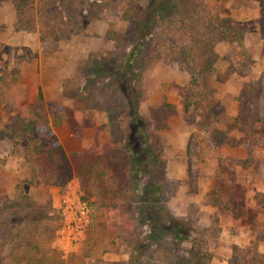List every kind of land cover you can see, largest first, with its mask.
<instances>
[{
  "label": "rangeland",
  "instance_id": "1",
  "mask_svg": "<svg viewBox=\"0 0 264 264\" xmlns=\"http://www.w3.org/2000/svg\"><path fill=\"white\" fill-rule=\"evenodd\" d=\"M154 1L0 0V130L18 126L13 137L0 139V264H12L16 245L31 241L42 251L58 252V195L71 181L91 224L80 246L65 259L60 256L63 264H127L130 257L143 260L148 252L156 264H175V258L161 254L163 249L175 252L173 243L166 246L165 233L150 229L166 213L203 234L199 256L213 255L219 251L217 231L192 197L201 167L213 160L218 193L212 201L232 198L237 213L244 186L255 203L244 218L253 241L232 246L226 264H244L252 253L264 264L256 246L264 242V190L256 189L264 188V120L244 123L238 100L244 86L264 72L259 6L254 0H171L162 21L150 24ZM212 20L241 27L240 45L215 40L211 31L204 34L200 26ZM150 37L149 51L140 47L145 57L138 73L126 74L131 95H141L136 106H129L115 92L119 83L114 75L124 73L130 52ZM10 102L11 114L6 109ZM133 110L145 121L164 165L152 166L151 154L137 150L130 158L124 150ZM181 126L194 131L180 151L175 138ZM129 138L134 148L141 143ZM221 146L238 149L241 158L234 163L219 152ZM180 152L184 180L173 186L164 181H174L168 178L172 167L167 162ZM91 164L92 173L86 176L81 169ZM234 165L248 181L228 180ZM61 180L59 191L53 182ZM155 198L150 218L142 216L140 204ZM117 221L121 230L110 229Z\"/></svg>",
  "mask_w": 264,
  "mask_h": 264
},
{
  "label": "trees",
  "instance_id": "2",
  "mask_svg": "<svg viewBox=\"0 0 264 264\" xmlns=\"http://www.w3.org/2000/svg\"><path fill=\"white\" fill-rule=\"evenodd\" d=\"M168 1L170 2L171 0H165V1L155 0L154 3L150 5L151 6L150 7L151 17L148 20L150 24H153V23L157 24L162 21L164 14H165L164 7L166 6ZM254 1H256L259 6V22L264 23V0H254ZM148 6L146 7V9L148 8ZM213 22L214 21L212 20L209 25L202 23V25L200 26V29L203 30L204 34L211 31L215 35V38H216L215 40L235 42L236 44L240 45L239 38L241 35L240 33L243 30L241 27L236 25L234 22L227 21V20H222L217 24H211ZM153 42H154V39L150 37V38L145 39V45H143L142 43L137 44L136 45L137 52L136 51L130 52V55L127 57L125 61V65L128 64V67L127 66L123 67L124 73L122 74L119 71H117V73L114 75V77L116 76L117 78L116 80H118V83H119V86L115 88V92L118 93V95H120L121 97L123 96V98L121 99L123 100L124 103L128 104L129 106H136L139 102V99L141 98V95L140 94L133 95V96L131 95L132 93L129 91L130 87L128 86V81L126 78L127 71L129 73L131 72L138 73V70L140 69L141 58L145 57L143 52L140 51V47L142 48L145 46L146 50L149 51L151 45L148 46V44H153ZM147 46H148V49H147ZM137 77L139 78V75H137L134 80H138ZM238 100H239L240 108L242 109L240 110V112L241 111L243 112L241 119L244 123L252 124V123L261 122L264 120V72L260 73V75L253 82L244 86L243 92L239 96ZM13 104L14 103L10 102L6 106V109L8 110L10 114H11V108L13 107ZM110 109H113V107H110ZM109 112L110 111H106V116H107V119L111 122L110 120L111 117H109ZM130 116H131V119L128 122V126L131 127L130 128L131 132H129L128 138L126 139L124 143V150L128 153V156L130 158L133 156L135 157V154L137 153V150H138L139 154H144V155L151 154L152 158L150 159V161H151L152 166L156 165L155 163L164 165L159 162L161 161V159L159 158L161 157L159 148L155 145V142L153 141L152 136L150 135V132L145 130V128L147 127L145 121L134 110L130 113ZM127 118H128V115H127ZM27 125L28 123H24V126H27ZM14 126H11L10 129H7L4 132H0V138L5 137L9 139L13 137L15 135L13 133ZM15 128H18V126L16 125ZM24 132L26 133V135L27 133H29V131H24ZM144 132H146V138L144 136ZM130 136L132 138H135V140H138V142H141V143H137L136 147L134 148L131 144V138H129ZM146 142H147L148 148L146 147V144H145ZM144 144L146 147V151L143 150ZM161 165H160V169H161ZM92 166H93L92 164L88 166L84 165L83 168L81 169V172H84L83 174L88 176V174L92 173V169H93ZM146 167H148V165ZM260 168L261 167L257 163L255 166L256 172L257 171L260 172L261 170ZM67 170L69 172V176L70 174L73 175V173H71L72 171L70 172V169L67 168ZM76 170L77 169L74 170V176L79 180L81 179L80 173L77 172L75 174ZM98 174L102 176L103 172H98ZM159 177L160 175L158 176V178ZM164 181L173 186H176L177 184L176 181L168 182L165 179ZM63 184H64V180L56 181L55 183L53 182V186L59 187V191L63 189ZM140 199H141L140 201H143L142 198ZM154 202L155 203L157 202L156 198L154 199V201L152 200V202L150 201V202L144 203L146 204L144 206L140 204V207L138 208V212L142 214V216L147 215V218H150L149 213H152V212H151V208L149 207V205L153 204ZM57 212L59 211L57 210ZM90 221H91V218H90ZM121 224L122 223H120V221H117V223H111L109 227L112 230L120 231ZM184 224H185L184 221L178 222L176 221V219H172L170 214L166 213L165 220L156 222V224H154L153 227L150 228L151 231L157 230L158 232L162 231V233H165V235H162V237L164 238H166V236L168 237L169 243H167L166 246H168L172 242L173 246L176 248V251L174 252V250L172 249V252L170 254H167L164 249L162 251L160 250L161 254L165 255L166 257L170 256L172 259L175 258L174 259L175 264H195L197 262L196 261L197 258L198 259L200 258V260L204 259L205 261H209L211 254L207 252H203L201 256H199V252H198V250L200 251V249L202 248L201 244L203 243V241L201 238L203 237V234H200V232L195 229L194 231L193 230L189 231L188 230L189 228H187L189 226L186 227V225ZM126 225L128 226V224ZM129 237L130 239H132L133 234ZM158 244L160 247L159 249H162L161 245L164 244V240L162 239L161 242H159ZM187 244H189V247L187 249L182 248L179 250V247H181V245H187ZM134 248L135 247H133V249ZM13 251H16L17 254H15V252L13 255L10 254L11 261L13 262L12 264H19V263H22V264H63V261L58 252L42 251L39 248V244L36 241L25 243L22 247L18 246V248L16 245V248ZM153 255L154 254L152 252H148L146 256L147 259L144 258L143 260H139L135 257H130L127 264H156L157 259L154 258ZM251 256H252L251 259H248V261L245 262L244 264H263L259 256H257L256 253H252Z\"/></svg>",
  "mask_w": 264,
  "mask_h": 264
},
{
  "label": "crops",
  "instance_id": "3",
  "mask_svg": "<svg viewBox=\"0 0 264 264\" xmlns=\"http://www.w3.org/2000/svg\"><path fill=\"white\" fill-rule=\"evenodd\" d=\"M47 85L49 87L50 83H48ZM177 131L179 132V138H175V143H179L178 150H186V140H188L187 136H189L190 132L194 130L181 126L177 128ZM0 132L3 131L0 130ZM0 139L7 138L2 137ZM171 140L173 141V139ZM218 149L220 153L231 158L230 160L234 163L237 162V159L241 158L239 156H236V154H239L238 149H227L224 146H221ZM211 153L214 154V151H212ZM178 155L179 156H175L172 160L167 162V164L172 167L170 168V170H168V178L174 181H180L181 183L184 180V172L179 169V167H181L184 163H182L183 156L181 155V152ZM214 166L215 163L213 160L206 162L205 168L201 167L202 170L198 174L199 177H196V194H193L192 197L194 203L198 205V210L205 211L207 213L206 215L211 217L210 226H212L217 231L215 238L218 239L217 241L219 251L211 255L210 260L207 264H226L227 260L230 257V250L232 246L244 247L250 245V243L253 241V230L249 227V221L246 222L244 218L247 216L246 214L248 213V211L252 210L255 203L253 202L254 199L252 198L251 191H245L244 186L242 187L243 191L239 193L240 195L238 200L239 203L242 205L241 210L239 212L236 213L235 208H232L233 203L230 202L232 198H223V200H219L217 198V200L213 202L212 200L215 199L214 195L218 193L216 192V180L218 179V177L214 172ZM230 170H233V172H230L228 174L227 178L229 181L240 183L248 181L247 176L242 173L239 166L234 165L230 168ZM262 177L264 178V175H262ZM256 189L264 190L263 186L261 185H258ZM231 194H233V192ZM55 196L56 195H54L52 198L54 201L57 197ZM208 226L209 225H207L205 229H207ZM256 246L258 252L264 255V242H257ZM262 246L263 250L261 249Z\"/></svg>",
  "mask_w": 264,
  "mask_h": 264
},
{
  "label": "built area",
  "instance_id": "4",
  "mask_svg": "<svg viewBox=\"0 0 264 264\" xmlns=\"http://www.w3.org/2000/svg\"><path fill=\"white\" fill-rule=\"evenodd\" d=\"M57 204L60 220L54 246L65 259L80 246L91 221L76 182L71 181L65 191L58 195Z\"/></svg>",
  "mask_w": 264,
  "mask_h": 264
}]
</instances>
